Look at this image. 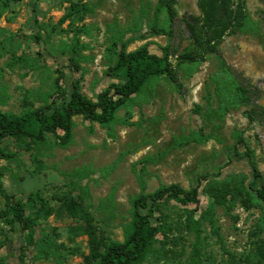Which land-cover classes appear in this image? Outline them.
Returning a JSON list of instances; mask_svg holds the SVG:
<instances>
[{
  "label": "rangeland",
  "instance_id": "374dc122",
  "mask_svg": "<svg viewBox=\"0 0 264 264\" xmlns=\"http://www.w3.org/2000/svg\"><path fill=\"white\" fill-rule=\"evenodd\" d=\"M234 1L236 7L240 0ZM241 1L243 25L228 33L218 49L233 73L242 75L261 92L252 104L264 107V0ZM34 2L0 0V95L6 98V103L0 105L3 112L20 114L26 105L39 108L45 104L54 89L57 70L66 64L62 57L56 61L45 55L44 48L50 44H79L84 56L81 72L66 69L65 80L81 78L82 92L95 101L110 83L106 78L107 49L114 39L132 40L128 51L148 44L151 53L158 55L168 46L176 67L178 56L193 46L185 22L201 16L199 0H177L173 37L168 38L150 35L154 27L169 29L168 17L157 13L158 0H41L36 16L43 28V41L38 44L30 40L37 34L35 14L31 12ZM72 3L82 11L62 23ZM191 68L187 65L177 71V85L165 78L151 80L118 113L113 134L77 116L73 142L65 148L57 145L52 135L28 150L6 139L2 146L16 154L20 163L0 162L4 188L17 200L34 194L38 202L43 200L55 210L59 208L58 198L68 196L81 201L99 230L123 242L131 221V200L141 193L138 173L142 170L148 192L170 184L189 189L201 170L209 171L213 178L222 174L224 179L231 174L234 183L246 182L251 175L246 160L235 159L224 165L225 151L234 145L235 133L243 132L264 183V118L249 123L247 113L253 105L234 107L226 101L217 80L220 66L214 54H208L195 70ZM200 137L207 141H194ZM206 188L204 183L198 204L182 206L172 201L165 207L170 222L181 230L174 231L165 245L157 244L163 254L160 259L151 257L143 264H190L196 234L186 227V209L198 210L195 218L202 222L203 264H227L228 253L240 258L252 251L259 239L264 240V231H257L261 209H246L239 202L231 209L217 206L222 236L219 240L202 219L209 205ZM4 203L0 195V210ZM79 223L65 213L43 219L41 229L55 246L56 255L34 264H83V256L90 251L88 237L73 238L70 234ZM7 235L0 230V258L4 257L7 264H22L19 256L23 234L17 229ZM30 258L28 254L23 264H31Z\"/></svg>",
  "mask_w": 264,
  "mask_h": 264
},
{
  "label": "trees",
  "instance_id": "16d2710c",
  "mask_svg": "<svg viewBox=\"0 0 264 264\" xmlns=\"http://www.w3.org/2000/svg\"><path fill=\"white\" fill-rule=\"evenodd\" d=\"M41 0H35L31 6L34 13V25L37 34L30 40L43 41L40 37L42 25L37 19L38 7ZM177 0H158L157 13L165 14L169 20V29L154 27L150 35H165L173 37L172 26L176 20L175 6ZM234 0H199L200 17H190L185 22L189 33L192 48L185 50L178 56L179 63L176 67L171 62L169 47L161 49V55L151 53L149 45L145 44L134 51H128L132 40L121 42L114 39L108 49V68L106 78L110 80L107 87L96 95V100L88 98L82 92V80H65L68 69L73 73L81 72V62L84 56L77 43L67 45L50 44L44 48L45 55L50 58L64 59L66 64L57 71L54 79L53 91L49 94L45 104L39 108L26 105L20 114L3 112L0 110V162H19L18 156L8 152L2 146L6 139H13L22 148L28 150L31 145L45 143L49 136L55 138L57 145L68 147L74 139L75 122L77 116L83 117L91 123H97L114 133L113 127L119 122L118 113L127 108L129 101L140 95L153 79L165 78L177 85V71L184 66L191 65L195 70L202 62L206 61L208 54H214L219 60L220 72L217 80L224 92L223 96L231 106H252L254 98L259 99L261 93L252 87L249 80L240 74L233 73L218 46L224 37L242 27L244 21L243 2L235 7ZM86 10V7L84 8ZM82 8L71 4L69 16L62 18L63 23L67 17L77 15ZM145 39V38H143ZM39 55H43L39 53ZM4 94L0 95V105L6 103ZM249 123L264 118V107L253 105L247 113ZM235 143L225 151L226 162L232 163L235 159L246 160L251 175L246 182L234 183L233 176L229 174L222 179V174L213 178L209 171L201 170L195 175L189 189H184L178 184L161 185L154 192H148V184L144 178L143 170L138 173L141 193L131 200L130 223L125 229L123 242L115 241L95 226L94 217L83 202L64 196L57 199L59 208L55 210L47 203L38 202L34 194L23 199H18L10 194L3 185V172H0V195L4 198L3 209L0 210V230L5 236L7 232L17 229L22 236L19 261L23 264L31 255L30 263L52 259L56 254L55 246L45 237L41 229V221L53 214H67L70 218L80 222L70 229L73 238L87 236L89 254L83 256V264H143L151 257L160 259L161 250L156 246L165 245L174 231L181 227L170 222V215L165 212V207L174 201L182 206L195 205L200 202L201 188L207 184L206 195L209 205L202 216L212 229V233L222 241L220 228L217 224V206L231 209L236 203H241L246 209L258 207L261 209L258 232L264 231V183L262 175L255 160V153L244 138L243 132L234 135ZM194 141L204 142L207 138H198ZM241 147L244 151L241 152ZM136 167V166H135ZM220 170L224 167H219ZM135 171L136 168H135ZM33 211H29L30 209ZM187 213L186 227L196 234V244L191 254L190 264L202 263V222L195 218L198 210H185ZM201 219V218H200ZM159 237L163 240L160 241ZM254 249L247 254L236 258L231 253L227 264H264V240L259 239ZM54 248V249H53ZM0 264H7L4 257ZM212 264V263H210Z\"/></svg>",
  "mask_w": 264,
  "mask_h": 264
}]
</instances>
